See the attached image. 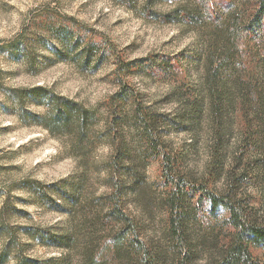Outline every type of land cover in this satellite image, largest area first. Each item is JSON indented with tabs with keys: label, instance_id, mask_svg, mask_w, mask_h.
I'll use <instances>...</instances> for the list:
<instances>
[{
	"label": "rangeland",
	"instance_id": "374dc122",
	"mask_svg": "<svg viewBox=\"0 0 264 264\" xmlns=\"http://www.w3.org/2000/svg\"><path fill=\"white\" fill-rule=\"evenodd\" d=\"M213 1L220 15H233L243 24L264 5V0ZM145 2L132 0L131 6H125L120 0H0V223L15 235L30 264H78L81 259L80 239L89 231L92 212L87 200L91 194L99 196L107 191L103 163L111 150L101 131L106 104L117 89L115 58L125 63L149 60L159 65L162 57H176L188 82L198 88L206 35L186 24H161L144 18L141 9ZM172 6L169 1L152 4L157 12ZM55 16L73 19L97 43L86 62L82 47L75 46L71 38L32 26ZM260 34L261 38L251 44L243 68L246 73H242L253 79L248 84L250 96L255 81L264 89V25ZM242 74L239 68L238 77ZM127 82L133 93L123 109L125 115L128 112L123 125L128 147L140 148V130L130 121L131 108L137 106L147 115H164L167 118L160 120L159 129L167 147L181 155L185 171L196 181L202 179L208 164V140L202 124L179 102V93L174 92L176 83L143 68L134 70ZM37 87L45 90L41 104L33 98ZM52 96L74 100L97 113V139L86 168L80 158L71 156L65 137H54L32 122L31 115L45 113ZM222 115L232 119L235 113L228 110ZM238 139L233 126L224 144L233 149ZM145 175L146 184L136 186L127 207L138 220L143 238L166 249L163 192L156 161L150 162ZM213 185L220 189L223 180ZM248 195L257 199L256 214L264 221V194L249 189ZM217 213L220 219L225 218L222 210ZM199 235L201 228L192 224L191 238ZM5 240L0 238V251ZM205 240L195 246V264H205L221 251L209 236ZM68 241L70 246L65 248ZM3 264H15V260L6 257Z\"/></svg>",
	"mask_w": 264,
	"mask_h": 264
},
{
	"label": "trees",
	"instance_id": "16d2710c",
	"mask_svg": "<svg viewBox=\"0 0 264 264\" xmlns=\"http://www.w3.org/2000/svg\"><path fill=\"white\" fill-rule=\"evenodd\" d=\"M120 1L125 6L132 3ZM153 1L157 0L144 3V18L161 24H186L206 35L200 83L198 88L193 87L184 66L173 56L162 57L159 65L149 60L134 64L115 58L117 89L106 104L101 131L111 150L103 163L107 191L99 196L91 194L87 200L92 204V212L88 217L89 231L80 239L78 264H195V246L202 245L207 236L221 251L205 264H264V221L256 214L257 199L246 196L249 189L264 194V89L255 81L251 87L254 94L250 96L248 84L253 79L242 74L246 73L243 68L252 42L261 38L264 5L243 24L233 15H220L213 0H158L173 3L166 12L154 11ZM32 26L71 38L75 46L82 47L84 62L97 44L79 23L68 17L40 19ZM142 68L176 83L174 92L179 93L184 110L195 115L204 127L208 164L202 179L196 181L185 171L181 155L167 147L159 129L164 115H147L137 106L131 108L130 121L140 130V148L128 147L123 132L128 112L125 115L123 109L131 102L133 93L127 79L134 70ZM239 68L242 75L238 77ZM44 93L42 87L33 89L36 104H41ZM228 110L235 113L232 119L222 115ZM31 119L50 135L65 137L71 156L80 158L86 168L98 133L99 118L94 110L74 100L52 96L45 113L39 117L32 114ZM233 126L239 139L230 149L224 138ZM151 161L158 163L163 192L162 233L166 249L143 238L138 220L127 207L137 192L136 186L146 184L145 172ZM219 180H223V186L216 189L213 184ZM219 209L225 213L224 219L218 217ZM192 224L201 228V235L195 240L190 236ZM2 237L6 240L0 251V264L6 257H13L15 264H30L15 235L0 223ZM64 245L69 248V241Z\"/></svg>",
	"mask_w": 264,
	"mask_h": 264
}]
</instances>
